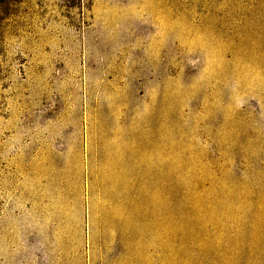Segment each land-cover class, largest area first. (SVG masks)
I'll use <instances>...</instances> for the list:
<instances>
[{
	"label": "rangeland",
	"instance_id": "1",
	"mask_svg": "<svg viewBox=\"0 0 264 264\" xmlns=\"http://www.w3.org/2000/svg\"><path fill=\"white\" fill-rule=\"evenodd\" d=\"M0 264H264V0H0Z\"/></svg>",
	"mask_w": 264,
	"mask_h": 264
},
{
	"label": "bare ground",
	"instance_id": "2",
	"mask_svg": "<svg viewBox=\"0 0 264 264\" xmlns=\"http://www.w3.org/2000/svg\"><path fill=\"white\" fill-rule=\"evenodd\" d=\"M115 150L116 161L113 162L111 166H108L109 180L107 182V186L111 193H108L109 197H111L114 202L116 201V206L118 207V202H122L125 199L127 200V152L124 153L121 148H117ZM119 213L120 211L118 214ZM125 221L127 223V217Z\"/></svg>",
	"mask_w": 264,
	"mask_h": 264
}]
</instances>
